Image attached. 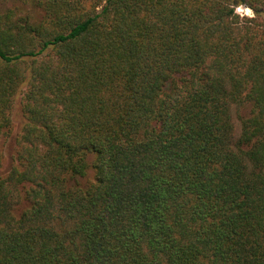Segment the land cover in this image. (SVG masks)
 <instances>
[{
    "label": "trees",
    "instance_id": "1",
    "mask_svg": "<svg viewBox=\"0 0 264 264\" xmlns=\"http://www.w3.org/2000/svg\"><path fill=\"white\" fill-rule=\"evenodd\" d=\"M12 137L0 264H264V0H0Z\"/></svg>",
    "mask_w": 264,
    "mask_h": 264
},
{
    "label": "rangeland",
    "instance_id": "2",
    "mask_svg": "<svg viewBox=\"0 0 264 264\" xmlns=\"http://www.w3.org/2000/svg\"><path fill=\"white\" fill-rule=\"evenodd\" d=\"M238 7H244V6H238ZM241 15H243V14H241ZM242 113H244V111ZM12 114H13L12 116H13L14 128H15V131H17L23 122L22 113H21V109H20V105H19V98L16 100L15 107H14ZM236 126L238 127L237 121H236ZM3 150L5 153V160H4L2 168L0 169V174L5 173L7 171V169L9 168L11 162H12V156L14 153V139H13V137L10 138L6 142Z\"/></svg>",
    "mask_w": 264,
    "mask_h": 264
},
{
    "label": "clouds",
    "instance_id": "3",
    "mask_svg": "<svg viewBox=\"0 0 264 264\" xmlns=\"http://www.w3.org/2000/svg\"><path fill=\"white\" fill-rule=\"evenodd\" d=\"M235 12L240 14H246L249 17L253 16V12L247 7H236Z\"/></svg>",
    "mask_w": 264,
    "mask_h": 264
},
{
    "label": "water",
    "instance_id": "4",
    "mask_svg": "<svg viewBox=\"0 0 264 264\" xmlns=\"http://www.w3.org/2000/svg\"><path fill=\"white\" fill-rule=\"evenodd\" d=\"M244 7H246V6H244Z\"/></svg>",
    "mask_w": 264,
    "mask_h": 264
}]
</instances>
